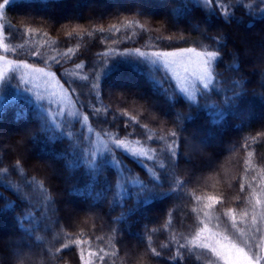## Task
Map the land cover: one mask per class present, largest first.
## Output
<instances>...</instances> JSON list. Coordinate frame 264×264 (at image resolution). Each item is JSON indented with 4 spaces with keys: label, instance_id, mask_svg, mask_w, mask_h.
<instances>
[{
    "label": "trees",
    "instance_id": "16d2710c",
    "mask_svg": "<svg viewBox=\"0 0 264 264\" xmlns=\"http://www.w3.org/2000/svg\"><path fill=\"white\" fill-rule=\"evenodd\" d=\"M262 10L261 0H213L211 7L203 0L8 3L2 20L10 49L0 54L54 71L92 128L79 116L63 117L55 122L61 127L45 135L38 119L44 107L26 95L5 96L0 105V264H205V253L191 244L205 223L218 231L226 225L225 235L241 246L251 238L252 252H263ZM205 33L220 37L219 42ZM182 48L222 50L219 62L212 63L214 90L202 95L203 86H196L195 97L188 99L164 66L146 57L133 61L140 56L136 49L152 54ZM73 69L78 70L73 74ZM233 79L243 90L236 89L239 96L225 102ZM173 131L179 146L174 175L165 171L171 168L165 144L171 145ZM95 134L135 142L151 159L139 161L119 148L113 149L114 157L97 152ZM90 159L102 168L94 182ZM67 161L77 166L70 168ZM32 177L43 182V190L26 186L25 178ZM139 181L154 190L138 197ZM120 185L122 199L116 196ZM20 216L28 217L23 226ZM238 228L245 229L243 237ZM255 228L260 231L254 234ZM181 245L183 255L168 259Z\"/></svg>",
    "mask_w": 264,
    "mask_h": 264
},
{
    "label": "snow or ice",
    "instance_id": "6c2138e0",
    "mask_svg": "<svg viewBox=\"0 0 264 264\" xmlns=\"http://www.w3.org/2000/svg\"><path fill=\"white\" fill-rule=\"evenodd\" d=\"M218 3L219 0H216ZM9 0H4V4H0V8H3L4 5L8 4ZM203 3L208 5L209 7L212 6L213 0H203ZM261 3H264V0H261ZM264 11V10H262ZM205 38L211 39L214 41V43H218L220 40V37H209L205 33ZM168 39H171L169 37ZM185 39V38H181ZM186 42V41H185ZM137 53H139L140 56H146L148 55L147 53L140 52L139 49L135 50ZM185 54H187V61H185ZM36 55H39V53H36ZM153 56L163 59L165 67L171 69L174 73L177 79L180 80V84L177 86L178 91L181 93H184L186 98L192 99L194 97V90L195 87L193 85V90H190L189 87L185 86V80L189 79L190 77H195L197 80L202 82V90L201 94L204 95L209 91H212L215 89V78L213 77V66L212 62L217 61L219 62V59L222 58V50H213V51H204V52H198L196 49L193 48H182L178 49L177 51L174 52H155L152 53ZM193 57L195 58L194 60V67L190 68L189 65L193 64ZM169 58H174V59H169ZM0 59H4L3 57H0ZM153 64L157 63V61H153ZM19 65H24L25 67H32L31 65H28L25 61L21 60L18 62L17 66ZM173 65H177L180 67H183L184 70V75L181 76L180 72L176 71L175 68H172ZM79 67V65H78ZM229 68H235V65H229ZM33 71L41 72L43 69H33ZM217 75L222 76L223 74L216 69ZM12 77H9L8 79H11ZM226 82V81H225ZM7 83V80L5 78V75L3 72H0V90H2L3 86ZM233 87L230 89L232 92L231 96L225 95V102H231L235 100L239 96V91L236 89L241 88V81L240 80H235L233 79L231 81ZM42 99V97H39ZM169 99H173V96H169ZM215 106V105H213ZM222 114V113H221ZM179 115V114H178ZM38 119L41 121L42 125V131L43 134L48 135L49 132L53 130V128L59 129L61 125L56 124V117L50 115V110L44 109L43 110V115L38 116ZM87 119V117H85ZM51 124V127L49 126ZM144 127H147L145 125ZM67 136L71 137L72 133L67 132ZM49 139L54 141L56 139L55 136H49ZM149 139H152L149 137ZM170 139L172 141L171 145L165 144V155L166 158L169 160L171 168L166 169L165 171L168 172L169 174L174 175V170L176 167H178V164L176 163V160L179 155V146L176 143L177 140V132L173 131L170 133ZM160 142L165 141V137L161 136L159 138ZM22 143V141H21ZM116 147H124L126 151H129L131 155L133 156H148L147 152H135L132 151L125 145L123 140H116ZM154 151V150H153ZM72 155H75L74 152L71 153ZM64 156L65 154H61ZM66 158V157H65ZM151 159V157H149ZM115 163L119 164V161H115ZM68 167L73 168L76 167L77 165L73 161H67ZM20 166V160H17L15 163V167L19 168ZM88 169L91 174L93 182L96 180V178L102 174V168L100 165L96 163L94 159H90L88 161ZM161 168H163V165H160ZM3 172H7L8 169L4 168L2 169ZM124 170L121 169V172ZM157 180H159V177H156ZM10 183V182H6ZM133 183H135L133 181ZM264 183V181H262ZM25 184L27 187L31 188L34 185L36 187H39L41 190H43V182L37 181L35 177H32L30 180L25 178ZM139 184L141 186L140 192L137 193V196L139 197L140 195L144 194L145 192H150L153 191L154 188H149L148 184L139 181ZM160 185H155L154 187H159ZM241 190H243V185H241ZM262 192H264V188L261 189ZM122 192H123V185L119 186L118 191L116 192V196L121 197L122 199ZM255 194V191L254 193ZM3 194L0 193V196ZM99 195V194H98ZM5 199H7L5 197ZM212 199V198H210ZM45 202L47 203L49 201L48 197H44ZM119 202V201H117ZM256 204H260L261 201L259 199H256L255 201ZM211 205H209L210 207ZM230 212L232 210H229ZM245 216L248 215L247 212L244 213ZM261 215H264L262 213ZM27 216H20L18 218L21 226H23L24 221L27 219ZM233 219V224L232 228L236 229L237 226L234 223L235 217H232ZM257 220V216L253 215L252 216V221L255 224ZM215 228H219V225H216ZM228 227L225 225L224 231H218L214 230V228H210L208 224H204L203 227L199 228V230L196 232V234L192 237L191 244L193 248L202 250L205 253L204 256V261L205 264H260L261 260H264V252H252L253 244L254 242L251 240H245L243 242L244 246H241L240 243H238L237 239L231 238L228 235H225L224 232L228 231ZM239 236L243 237L245 235V229L244 228H238L237 229ZM260 231L259 228L254 229V234L258 233ZM37 239H40V237H37ZM99 239V238H98ZM150 239V237H149ZM260 239L264 241V236H261ZM75 243H80V241H76ZM64 248H68L69 245L65 244L63 245ZM167 247V245H165ZM184 246L181 245L180 248L176 249V255L169 256L168 259L170 260H175L178 256L183 255L181 253V248ZM246 248L248 250H246ZM60 249H57V252H59ZM151 252L159 257L161 256L160 252H157L155 248L151 249ZM81 258L83 259V252H81ZM99 259L102 261L103 256H100ZM84 264H89L87 260L84 261Z\"/></svg>",
    "mask_w": 264,
    "mask_h": 264
},
{
    "label": "rangeland",
    "instance_id": "374dc122",
    "mask_svg": "<svg viewBox=\"0 0 264 264\" xmlns=\"http://www.w3.org/2000/svg\"><path fill=\"white\" fill-rule=\"evenodd\" d=\"M11 1L14 0H9V3ZM0 4H4V0L1 1ZM7 5L8 4L4 5L3 8H0V50L3 51L4 54L8 52V50L10 49L8 45L4 42V37H3L4 31H3L2 16H3L4 8ZM174 51H166V52H174ZM147 54L148 55L142 57L140 56L133 57L134 58L133 61H135V59L140 60V58L142 59L149 58L151 59V61H157V63L165 67L163 59L157 58L153 56L151 53H147ZM0 57L4 58V59H0V72L4 73L5 78L7 80V83L3 86L2 90H0V105L1 102L5 99V96H7L8 94L26 95L36 100L37 103H39L42 107H44V109L50 110V115L56 117L55 122L59 123L64 118H72L79 116L80 118L83 119L85 123L87 122V124L89 125V131L91 130L92 126L88 123V119H85L86 116L82 113L80 109H78V105L74 101L71 93L66 88V86L61 82L60 78L54 71H52L51 69L45 66H33L27 62L26 63L28 65H31L32 67H25L24 65L17 66L19 62L18 60H13L12 58L1 54ZM57 57L58 55L55 57V59H57ZM169 59H174V58H169ZM194 60L195 58L193 57V64L189 65L190 68L194 67ZM185 61H187V54H185ZM172 68H175L176 71L180 72L181 76L184 75L183 67L173 65ZM33 69H43V71L37 72V71H33ZM165 69L174 77L177 84L179 85L180 80L176 78L175 73L169 68L165 67ZM77 70L78 69H73V74ZM9 77L12 78L8 79ZM184 83L185 86L189 87L190 90H193V85L195 89L196 86L202 85V82L197 80L195 77H190L189 79L185 80ZM9 89H12V92H9ZM39 97H42V99ZM95 135H96L95 146L97 148V152L100 153L104 152L105 154L109 152L114 157V153L116 151H114L113 149L115 150L118 149L115 143L116 140L112 139L111 137L109 138L103 137L99 134H95ZM124 143L132 151L148 153L146 148L140 146L135 142L124 141ZM119 149L123 150L124 153L131 155V153L129 151H126L124 147H120ZM133 157L138 158L139 161H142L143 158H149L150 155L148 153L147 157L145 156H133ZM261 250L264 252V249Z\"/></svg>",
    "mask_w": 264,
    "mask_h": 264
}]
</instances>
